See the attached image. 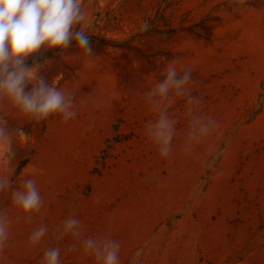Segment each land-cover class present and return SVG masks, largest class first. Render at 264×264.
Returning a JSON list of instances; mask_svg holds the SVG:
<instances>
[{"label":"rangeland","instance_id":"rangeland-1","mask_svg":"<svg viewBox=\"0 0 264 264\" xmlns=\"http://www.w3.org/2000/svg\"><path fill=\"white\" fill-rule=\"evenodd\" d=\"M82 6L93 56L73 39L25 60L49 85L75 93L76 117L37 122L0 109L14 153L0 157V173L13 188L34 179L43 198L29 221L10 191L0 193L11 220L0 264H39L49 247L60 248L61 264H96L71 235L58 238L69 216L82 221L83 238L117 240L120 264H264V0L238 9L229 0ZM175 58L178 69H193L188 87L199 111L220 127L185 153L186 100L173 95L176 135L165 158L146 135L157 116L145 93ZM41 225L47 232L33 246L30 233Z\"/></svg>","mask_w":264,"mask_h":264},{"label":"clouds","instance_id":"clouds-1","mask_svg":"<svg viewBox=\"0 0 264 264\" xmlns=\"http://www.w3.org/2000/svg\"><path fill=\"white\" fill-rule=\"evenodd\" d=\"M229 4L238 9L246 6L247 0H229ZM85 22L82 0H0V109L5 104L10 105L37 122L56 114L61 116L62 122L76 117L75 93L58 88L55 82L49 85L38 75L39 65L28 67L25 60L42 46L67 48L73 39L85 56H93ZM76 25H80L78 31ZM149 28L145 21L140 25V32ZM178 63L179 58L169 61L162 73L164 79L153 83L145 93L151 111L157 116L146 126V135L165 158L172 152L176 135L177 118L170 116L168 111L173 95L186 100L185 116L189 126L184 141L185 153H192L195 146L206 141L220 127L212 116L199 111L201 100L188 87L193 69L189 66L178 69ZM28 83L33 87L26 91ZM12 143L13 134L0 116V157L11 159L14 156ZM9 191L12 205L27 215L29 221L33 213L41 210L43 198L34 179H25L20 187L13 188L10 177L0 173V193ZM10 224L6 211L0 209V251L7 245ZM57 231L61 239L71 235L79 242L82 253L94 257L96 264H120V243L110 236L83 238V225L78 218L69 216ZM46 232V225L35 228L29 236L30 244L39 243ZM72 247L75 249L76 245ZM39 264H61L60 248H47Z\"/></svg>","mask_w":264,"mask_h":264},{"label":"trees","instance_id":"trees-1","mask_svg":"<svg viewBox=\"0 0 264 264\" xmlns=\"http://www.w3.org/2000/svg\"><path fill=\"white\" fill-rule=\"evenodd\" d=\"M80 29V25H77V31ZM92 37V42H95V43H100V44H109V45H117L115 44L114 41L112 40H107V39H104V38H97L96 36H91Z\"/></svg>","mask_w":264,"mask_h":264}]
</instances>
